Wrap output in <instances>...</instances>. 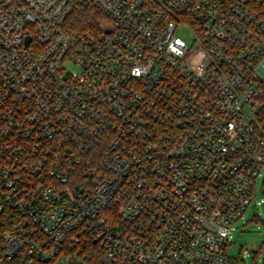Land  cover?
<instances>
[{"label": "built area", "instance_id": "1", "mask_svg": "<svg viewBox=\"0 0 264 264\" xmlns=\"http://www.w3.org/2000/svg\"><path fill=\"white\" fill-rule=\"evenodd\" d=\"M263 170L264 0H0V264H233Z\"/></svg>", "mask_w": 264, "mask_h": 264}, {"label": "rangeland", "instance_id": "2", "mask_svg": "<svg viewBox=\"0 0 264 264\" xmlns=\"http://www.w3.org/2000/svg\"><path fill=\"white\" fill-rule=\"evenodd\" d=\"M257 190L244 218L235 224L232 243L227 245L233 264L264 263V170L257 179ZM255 213L259 218L253 219Z\"/></svg>", "mask_w": 264, "mask_h": 264}, {"label": "trees", "instance_id": "3", "mask_svg": "<svg viewBox=\"0 0 264 264\" xmlns=\"http://www.w3.org/2000/svg\"><path fill=\"white\" fill-rule=\"evenodd\" d=\"M105 18L104 14L93 7H80L68 19V27L75 33L82 32L87 29H92L100 21ZM258 214L253 215V219H257ZM98 244H94V247ZM101 256V254H100ZM264 264V263H263Z\"/></svg>", "mask_w": 264, "mask_h": 264}]
</instances>
